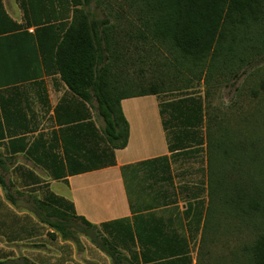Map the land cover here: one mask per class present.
<instances>
[{"label":"crops","instance_id":"0c3cea01","mask_svg":"<svg viewBox=\"0 0 264 264\" xmlns=\"http://www.w3.org/2000/svg\"><path fill=\"white\" fill-rule=\"evenodd\" d=\"M72 10V0H0V264H196L200 235L185 212L207 201L205 120L162 115L159 94L123 99L128 137L114 164L67 170L66 154L109 146L95 109L55 69ZM51 194L93 239L77 247L43 220Z\"/></svg>","mask_w":264,"mask_h":264},{"label":"rangeland","instance_id":"374dc122","mask_svg":"<svg viewBox=\"0 0 264 264\" xmlns=\"http://www.w3.org/2000/svg\"><path fill=\"white\" fill-rule=\"evenodd\" d=\"M73 1L75 22H86L98 41L103 88L100 94L90 88L87 102L103 126L99 101L104 102L112 92L136 93L155 86L166 103L184 96H200L212 165L213 145L216 139L222 140L224 179L227 181L230 176L239 185L252 183L264 193V23L251 30L248 41L232 62L199 74L178 71L158 54V44L138 21L137 0ZM228 147L232 151L230 160L225 153ZM44 212L43 220L77 247L82 235L95 237L92 228L61 214V209ZM261 222L247 225L227 215L218 217L205 240L195 244L196 264L247 263L255 241L264 235Z\"/></svg>","mask_w":264,"mask_h":264},{"label":"trees","instance_id":"16d2710c","mask_svg":"<svg viewBox=\"0 0 264 264\" xmlns=\"http://www.w3.org/2000/svg\"><path fill=\"white\" fill-rule=\"evenodd\" d=\"M137 3L139 23L150 39L158 44V54H162L166 62L178 71L204 74L207 69L212 71L227 65L244 47L251 30L264 23V0H137ZM75 16L72 15L71 25L59 43L55 69L66 87L81 101L87 102L90 100V88L98 94L103 88L101 55L92 27L86 22L77 24ZM159 93L155 86H151L136 93L112 92L104 102L99 101V113L105 123L104 136L109 144L108 153L105 149L98 155L88 145L81 157L73 158L66 154L68 172L73 175L112 166L113 150L124 148L128 137L121 100ZM160 108L162 115L170 110L173 120H182L187 126H198L205 118L200 96L173 99L161 103ZM117 141L120 143L115 144ZM221 142L216 139L213 145V166L207 133V201L196 200L185 212L186 217L191 218L196 237L200 235L199 244L222 215L247 225L257 220L264 223V193L252 183L239 185L230 176H227V181L224 179ZM242 150L245 152L244 146ZM225 153L230 160L232 151L229 147ZM262 155L264 158V153ZM63 177L54 176L55 179ZM48 202L54 212L61 209V214L77 218L72 203L52 194ZM245 264H264V235L255 241Z\"/></svg>","mask_w":264,"mask_h":264}]
</instances>
